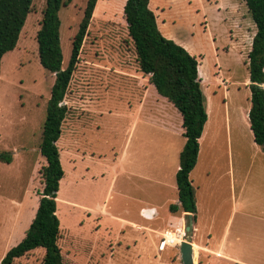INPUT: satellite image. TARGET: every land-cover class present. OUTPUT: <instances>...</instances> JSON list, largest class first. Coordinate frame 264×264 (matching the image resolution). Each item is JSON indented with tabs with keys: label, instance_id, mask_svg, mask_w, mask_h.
I'll use <instances>...</instances> for the list:
<instances>
[{
	"label": "rangeland",
	"instance_id": "1",
	"mask_svg": "<svg viewBox=\"0 0 264 264\" xmlns=\"http://www.w3.org/2000/svg\"><path fill=\"white\" fill-rule=\"evenodd\" d=\"M86 1L69 0L59 10L63 68ZM124 3L97 0L63 99L67 113L56 142L66 178L60 180L56 196L62 264H182V240L171 244L175 246L165 242L159 249L163 238L136 227L149 222L139 215L141 206L155 205L162 217L170 215L168 205L176 203L177 190L166 181L163 186V176L157 175L153 164L161 155L176 166L185 138L181 114L139 70ZM44 6L45 0L32 1L15 48L3 55L0 64V152L12 154L10 163L0 161V261L24 237L44 185L46 160L40 142L54 81L37 54L36 33ZM149 7L162 35L198 61L208 121L190 178L201 222L210 228L207 232L201 227L195 234L211 246L228 221L229 238L240 236L248 245L237 255L264 264V148L254 142L247 117V55L256 28L246 4L150 0ZM139 103L147 117L140 115ZM135 118L138 122L132 128ZM129 141L128 159L120 161ZM115 165L122 168L112 175ZM73 175L90 181L86 189L91 194L82 201L83 207L77 201L67 202L81 192L68 181ZM104 202L107 207L102 210ZM162 222L167 218L149 223L160 227ZM185 226L182 239L191 240ZM176 231L167 234L181 239V230ZM43 255L44 249L36 248L12 264H41ZM194 256L195 264L203 260L198 250Z\"/></svg>",
	"mask_w": 264,
	"mask_h": 264
},
{
	"label": "trees",
	"instance_id": "2",
	"mask_svg": "<svg viewBox=\"0 0 264 264\" xmlns=\"http://www.w3.org/2000/svg\"><path fill=\"white\" fill-rule=\"evenodd\" d=\"M33 0H0V64L3 55L12 51L31 11ZM69 0H45L40 27L36 33L39 63L54 74L46 104L40 152L46 160L43 189L34 217L24 237L5 253L0 264H12L36 248L44 249L41 264H62L58 245L60 221L56 214V196L64 171L56 146L67 113L63 99L78 60V55L97 0H87L83 16L72 41L69 61L62 67L59 10ZM150 0H125L123 15L132 39L139 70L149 76L156 92L166 98L181 114L185 143L179 152L175 174L178 202L168 206L172 214L191 213L195 221L196 203L189 173L197 162L199 138L207 121L205 98L201 89L198 61L183 46L162 35ZM256 31L248 51L250 108L248 121L254 142L264 148V0H244ZM1 75V74H0ZM12 154L0 152V161L10 163Z\"/></svg>",
	"mask_w": 264,
	"mask_h": 264
},
{
	"label": "crops",
	"instance_id": "3",
	"mask_svg": "<svg viewBox=\"0 0 264 264\" xmlns=\"http://www.w3.org/2000/svg\"><path fill=\"white\" fill-rule=\"evenodd\" d=\"M138 109L140 110V115H142V113H144V116L147 117V115H146L147 113L145 111L144 104L141 105V103H139V108ZM159 120L161 122L163 120V118H160ZM134 121L138 122V119L135 118L133 120L132 128L134 127V124H135ZM207 121H208V115H207ZM207 121H206V123H207ZM204 127H205V125H204ZM132 128H131V130H132ZM203 131H204V129H203ZM202 134H203V132H202ZM131 138H132V136H131ZM131 138H130V141H131ZM200 138H199V147H200ZM130 141H129L128 147L126 148L125 153H124V150H122L121 156H120V161H126L128 159ZM181 149H180V151H181ZM176 153L174 154V156L176 155ZM198 155H199V152H198ZM166 156H165V158H166ZM178 156H179V153H178ZM158 158L159 159H157V162H155L153 164L154 165L153 166L154 171H156L157 175L159 174V175L163 176V183H162L163 186L170 184L171 188H173V189L176 188V190H177L176 183L174 184V180H175L176 171L179 168V163L176 164V166L168 165L167 158L164 159V158L161 157V155ZM197 159H198V156H197ZM178 160H179V157H178ZM195 166H196V164H195ZM195 166H194V168H195ZM121 168H122L121 165H118V166L115 165L114 167H112L110 169L112 171V175L117 174L121 170ZM194 168L189 173V179L190 180H191L190 175L192 176V172H194L193 171ZM162 173H164V174H162ZM62 178H63V180L66 179L64 175H63ZM71 178L72 179H70V177H68V181H70V184L73 186V188L76 191H78V193L81 190V192H80V194L78 196L81 199H79V198H76V200L67 199V202L71 203L72 201H77L75 204L83 207L84 203L82 201L84 199H87L85 197L86 196L89 197L90 194H91L90 188L86 189L88 187V185H90V181H88V178H83V177L79 178L76 175L71 176ZM165 181L168 184H166ZM191 184L193 186L192 180H191ZM84 186H85V189H81V187L83 188ZM111 189H112V184L110 186L109 192H110ZM111 195H112V193H110L109 196L107 194L108 197H110ZM194 195H195V203H196L195 221L194 222L192 221V229H191V233L189 234L190 235L189 238L191 240H187V241L192 243L193 249H194V246H197L199 259H201L203 257V260L200 261V262L198 261V264H209V263H211V261H209L210 259H212V263L213 264H230V263H232V264H254V263H252V262H250L248 260L242 259L241 257H239L237 255L240 247H241V252H243L244 249L248 250V245H246V244L241 242L240 236H235L234 239L229 238L230 234H229V231H228V221H227V223H226L221 235L219 236L218 240L213 245L209 246L207 244V240H206V242H202L200 239L197 238V235L195 234V232L200 230L201 227L203 229L207 228V232H208V230L210 228V226H209L210 224H204V223L201 222V220H202V211H199L200 210L199 209V201H198V198L196 196V191L195 190H194ZM107 196H105L104 198H106ZM88 200H90V199H88ZM177 202H178V192H177L176 203ZM165 204H166V202H165ZM170 204H172V203H170ZM235 206H236V202H235ZM106 207H107V205H105V202H104L102 204V206H101V209L103 210ZM158 211H159V209L155 205L141 206L139 208V215L145 221H149V222L150 221H154L156 219H157V221L158 220H163L166 217L167 218V222H162L160 227L159 226H154V224H150L149 222L145 226H138L137 225L136 227L138 229L145 230L147 232L148 236H149V233H150V234L153 235V238L161 237L163 239L165 238L166 240H168L167 237L172 236V235L167 234L168 232H175L176 233L177 232L176 230L179 229L184 234L185 230H183V229H184L186 220H189V217L190 218L192 217L191 213L181 212L180 214H172V213L169 212L170 215L162 217L160 212L158 213ZM168 211H169V209H168ZM110 216L115 217V215H113L112 213H110ZM183 234L179 233V235L181 236V240H183L182 236H186V234H184V235ZM161 238H160V240H161ZM208 238L209 237H207V239ZM235 242H238V243L236 244ZM232 244H236L235 249L232 248ZM167 245L168 244H166L165 246H167ZM158 246H159V249L162 248L161 242L158 244ZM169 246H175V245H170L169 244ZM252 248H254L253 245H251V249Z\"/></svg>",
	"mask_w": 264,
	"mask_h": 264
},
{
	"label": "water",
	"instance_id": "4",
	"mask_svg": "<svg viewBox=\"0 0 264 264\" xmlns=\"http://www.w3.org/2000/svg\"><path fill=\"white\" fill-rule=\"evenodd\" d=\"M186 233L190 234L192 229V219L189 217L188 224L185 227ZM179 252L182 264H195L194 249L191 242L182 240L179 243Z\"/></svg>",
	"mask_w": 264,
	"mask_h": 264
},
{
	"label": "bare ground",
	"instance_id": "5",
	"mask_svg": "<svg viewBox=\"0 0 264 264\" xmlns=\"http://www.w3.org/2000/svg\"><path fill=\"white\" fill-rule=\"evenodd\" d=\"M180 234H183V232L181 231ZM178 240L181 241L178 237H169L167 242L170 241L169 244L171 245V243L174 244V243L179 242ZM197 249H198L197 246H194V253L196 252ZM194 259H195V256H194Z\"/></svg>",
	"mask_w": 264,
	"mask_h": 264
},
{
	"label": "built area",
	"instance_id": "6",
	"mask_svg": "<svg viewBox=\"0 0 264 264\" xmlns=\"http://www.w3.org/2000/svg\"><path fill=\"white\" fill-rule=\"evenodd\" d=\"M183 235H184V234H183ZM180 240H181V239H180ZM165 242H167V240L164 238V239L161 241V246H163ZM179 242H180V241H179ZM179 242H178V243H179ZM169 243H170V241L167 242V244H169ZM171 244H172V243H171ZM175 244H176V243H175Z\"/></svg>",
	"mask_w": 264,
	"mask_h": 264
}]
</instances>
